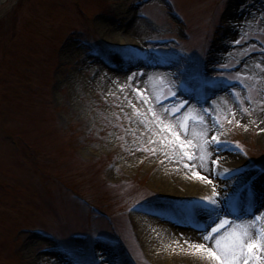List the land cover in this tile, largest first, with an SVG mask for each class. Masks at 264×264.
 <instances>
[{
    "label": "rangeland",
    "instance_id": "obj_1",
    "mask_svg": "<svg viewBox=\"0 0 264 264\" xmlns=\"http://www.w3.org/2000/svg\"><path fill=\"white\" fill-rule=\"evenodd\" d=\"M248 12L235 20V13ZM137 21L146 26L130 35ZM144 64L161 70L154 95L160 107H179L188 97L194 103L188 113L212 124L217 110L221 139L240 156L221 160L234 169L223 180L240 170L256 182L264 178L256 165L264 166V0H6L0 6V264H179L145 246L136 214L150 210L186 222L148 220L154 228L171 223L184 233H206L209 224L178 214V200L161 186L160 168L188 181L190 162L177 167L172 153L165 159L160 136L169 134L156 126L150 137L136 114L151 119L137 82ZM178 76L195 91L178 94ZM150 147L155 154L145 150ZM257 184L247 198L261 195ZM238 208L232 219L245 215ZM152 231L144 230L148 241Z\"/></svg>",
    "mask_w": 264,
    "mask_h": 264
},
{
    "label": "snow or ice",
    "instance_id": "obj_2",
    "mask_svg": "<svg viewBox=\"0 0 264 264\" xmlns=\"http://www.w3.org/2000/svg\"><path fill=\"white\" fill-rule=\"evenodd\" d=\"M159 79L163 80V78ZM172 87L176 86L173 85ZM135 91L141 96L143 95L140 89ZM176 94L175 91L171 92L172 96ZM186 103V101H181L179 107L173 105L171 108H165L161 103L162 112L176 120L175 124L165 123L163 116L151 109L149 110L151 119L148 118V113L140 112L139 109H136V114L143 120L150 137L155 136L153 128L156 126L162 127L164 132L169 134L170 138H166L163 134L160 136V139L163 140L161 151L165 159L168 158L169 153H172L176 159L177 167L183 161L190 162L185 167L192 172L193 176L212 186V194L201 198L205 202L203 211L207 218L212 221L202 238L206 242L214 241L215 248L209 247L207 243H199L194 247L197 251L206 252L207 258L212 260L214 264H264V214H261L259 209L254 213H248L245 209H241V211H245L247 218L240 219L233 226L232 216H234V212L225 214L223 204L219 199L220 192L216 189L211 176L213 169L217 176L221 172L227 174L234 170L223 167L220 156L222 151L227 150L225 146L232 142L221 139L218 130L221 127L219 117L216 118L217 130L213 131L211 122L206 121L202 116L198 114L194 116L192 113L183 115L182 110L185 109ZM243 111L249 113L250 109L246 108ZM178 114H180L179 119H177ZM231 115L235 116V113L233 112ZM193 121L206 125V127L194 133V138L191 140L182 138L181 129L187 134ZM229 122L231 121L229 120ZM148 143L155 146L159 141L150 138ZM145 150L155 154L154 147ZM210 152L214 153L215 157L210 155ZM196 161L206 162L205 171L200 170L199 164H195ZM194 164L195 170L193 171ZM221 230H224L223 234L217 235L221 233Z\"/></svg>",
    "mask_w": 264,
    "mask_h": 264
},
{
    "label": "bare ground",
    "instance_id": "obj_3",
    "mask_svg": "<svg viewBox=\"0 0 264 264\" xmlns=\"http://www.w3.org/2000/svg\"><path fill=\"white\" fill-rule=\"evenodd\" d=\"M6 0H0V6L3 2ZM252 12H248L245 14V16L241 17L242 14H234L236 17L235 20H239L240 22L246 20L248 16ZM233 16V15H232ZM146 26V23L137 21V23H133L132 26L129 28V34L134 35L136 33H139L143 30V28ZM119 42H126V38L124 36L119 37ZM251 66V65H249ZM155 66H150L148 64L143 65V74L139 75L137 82L140 83L141 88L143 91L146 93L147 100L150 101V108L151 110H154L158 115H162L165 123H171L175 124L176 120L172 119L169 115H166L162 112L161 107L158 105L154 95L155 93L159 90V83L157 80V76L159 71H161L158 68H154ZM170 79L168 80V82ZM185 101L186 106L183 111V115H186V113L191 112L194 109V103L191 98H186ZM180 118V114L177 116V119ZM206 121H210L208 119H205ZM211 122V128L213 131H215V127ZM159 127V126H157ZM206 125H201L199 123H196L193 121L190 124L189 131L187 134L183 132L181 129V135L182 138L186 139H193L194 138V133L201 131ZM163 129L162 127H159ZM164 130V129H163ZM211 134V132H209ZM210 155H213L215 157L214 153L210 152ZM221 160L224 158L232 157L234 160L237 161V157H240L239 155H234L232 154V150H229L228 152H221L220 153ZM206 163V162H205ZM205 163H201L199 161H196L195 164H199L200 170L205 171ZM195 164L193 166V171L195 170ZM223 167H229V166H224V163H222ZM163 171V172H162ZM161 172L162 175V180H161V186L163 187L164 190H168L177 200L178 204L177 206V213L180 214L182 217H190L197 219L199 221L205 222L206 224H211L212 221L209 220L203 211V208L205 207V202L201 199L204 196L211 195L212 194V187L209 185L206 181H201L197 178H195L192 174L191 171L188 170L187 175L188 176V181L184 179L183 176H178L176 174V171H174L172 168L171 169H159L158 173ZM224 174L221 172L219 176H217L216 171L213 169L211 176L213 181H216L220 179V175ZM168 175V176H167ZM167 176V177H166ZM174 177V178H171ZM253 176L251 175L250 172H246L243 170H240L234 174V176L231 179H228L227 181H223V183H226L228 186L225 190H220L219 188L216 187V189L220 192V197L219 199L221 200L225 214H229L232 208H238L236 207V204L238 201L246 200L244 205L247 204L248 208H253L255 210L259 209L261 214H264V178H260L257 182L254 181L252 178ZM177 181V184H176ZM256 183L258 187H261V195H253L249 198H247V193H249L250 190L253 189V186ZM181 185L183 188L182 190H178L176 186ZM242 187V193H239V189ZM243 207H239L238 209H244ZM246 208V207H245ZM248 212L249 210L246 209ZM232 212V211H231ZM243 214H245L242 218L239 219H233L234 223L233 226L236 222H238L240 219H246V213L245 211H242ZM241 212V213H242ZM249 213V212H248ZM137 222L139 226H143V228H140V232L143 235V240L145 243V246L149 249V252L152 251L156 254V252H159L158 254H163L164 257L172 256V258L177 261V263L181 264H214V262L210 259L207 258V253L202 252V251H197L194 247V245L199 244V243H207L209 247L215 248V242L214 241H209L206 242L202 238L203 235H205V232H199V231H193L186 229V233H184L185 229H181L175 225L169 224L168 227L165 229L161 227H156L154 228V225H149L148 220H151L153 222H158L161 223L157 217L153 216H146L144 214L137 213ZM159 217L162 218L160 215ZM150 222V221H149ZM145 229H152L153 233L155 235H148L150 237V240L148 241L147 239V234H143ZM227 229V226H226ZM224 230H221V233L217 235H222ZM152 233V234H153ZM180 235L182 237L180 240L177 237ZM149 242H147L146 241ZM181 241H184L182 244ZM187 242V243H186ZM152 254V253H151ZM111 264H114L111 262Z\"/></svg>",
    "mask_w": 264,
    "mask_h": 264
}]
</instances>
